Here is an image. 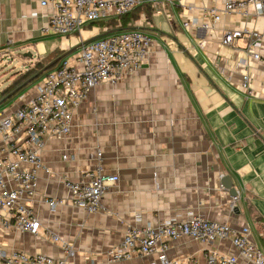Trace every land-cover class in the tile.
Segmentation results:
<instances>
[{"label":"crops","instance_id":"obj_1","mask_svg":"<svg viewBox=\"0 0 264 264\" xmlns=\"http://www.w3.org/2000/svg\"><path fill=\"white\" fill-rule=\"evenodd\" d=\"M148 6L139 11L135 26L151 34L150 57L118 84L95 88L74 112L70 134L47 140L42 155L50 171L39 173L37 193L28 201L40 222L39 233L0 223L1 250L64 258L63 242H68L74 249L71 264H150L155 254L113 261L107 252L137 224V215L140 224L198 215L237 229L248 227L264 256V63L247 51L248 32L264 33V17L253 9L249 14L223 12L214 28L204 11L222 10V0ZM50 14L39 0H0V60L6 57L13 65L3 89L13 82L14 72H25L100 33L97 27L69 36L44 32ZM227 30L244 33L224 45L221 35ZM260 52L264 58V40ZM246 73L249 89L243 87ZM37 84L0 118L33 99ZM1 148L0 142L3 157ZM99 166L119 176L104 194L101 211L89 213L70 202L52 211L44 202L46 197L70 201L66 181H85ZM227 175L238 192L235 201L222 184ZM209 249L255 264L230 239L207 244L182 236L170 242L168 255L182 264H207Z\"/></svg>","mask_w":264,"mask_h":264},{"label":"built area","instance_id":"obj_2","mask_svg":"<svg viewBox=\"0 0 264 264\" xmlns=\"http://www.w3.org/2000/svg\"><path fill=\"white\" fill-rule=\"evenodd\" d=\"M193 0H39L42 7L50 8L44 32L59 36L81 33L91 23L130 14L147 4L167 3L175 5ZM224 8L205 9L212 16L214 28L221 21L222 13L240 12L264 17V0H222ZM36 14V13H35ZM189 25V21L185 22ZM208 27L207 24H205ZM241 30L223 31L221 43L232 44L243 35ZM251 41L248 54L264 63L260 52L264 33L248 32ZM152 52V38L139 29L110 34L88 42L72 58L64 59L61 65L50 71L37 84V95L16 107L12 113L0 118V142L5 156L0 157V223L6 228L38 234L40 222L28 201L37 193L39 173L49 172L42 152L51 137L70 134L74 112L84 103L89 94L103 83L118 84L122 79L135 74ZM251 76H243V87L250 88ZM101 158L102 153H97ZM11 156L17 159L12 160ZM72 156L64 155V159ZM85 181L67 180L68 200L64 197H46L44 202L52 211L70 202L73 206L89 213L102 210V198L110 185L117 183L119 176L105 173L103 166L87 174ZM17 182L18 186H12ZM237 200L234 197V201ZM141 215L136 216L137 224L129 226L123 241L108 250L113 261L130 259L134 254H155L150 264H182L168 255L170 242L188 236L204 243L230 239L239 254L255 264H264V256L250 239V229H237L227 223L192 216L187 220L168 219L157 224H140ZM58 242L60 237L51 234ZM64 258H54L45 253L30 254L25 251L0 249V264H71L74 249L63 242ZM207 264H245L236 255L222 254L216 249L207 252Z\"/></svg>","mask_w":264,"mask_h":264},{"label":"trees","instance_id":"obj_3","mask_svg":"<svg viewBox=\"0 0 264 264\" xmlns=\"http://www.w3.org/2000/svg\"><path fill=\"white\" fill-rule=\"evenodd\" d=\"M148 5H150V4H147V5L140 7L130 14L120 16V17H116V18L107 19V20L97 21V22L89 24L86 27H89V28L97 27L99 29L100 33L103 31H106V30H110L112 28L136 27L135 21L139 17V11L144 9V8L150 7ZM60 55L61 54L59 53V54H57L56 57H58ZM56 57L54 56L51 59H47L44 61L37 62L33 68L29 69L26 72L18 71V72H15L14 74H12V76H14V80L9 86H7L6 88H4L1 91V97L3 95H7L10 91L15 89L19 85L18 82L23 83L24 81L31 78L33 75H35L38 71H40L42 68H44L50 61H52ZM1 97H0V99H1Z\"/></svg>","mask_w":264,"mask_h":264},{"label":"water","instance_id":"obj_4","mask_svg":"<svg viewBox=\"0 0 264 264\" xmlns=\"http://www.w3.org/2000/svg\"><path fill=\"white\" fill-rule=\"evenodd\" d=\"M134 29H138V27L112 28L110 30H106V31H103L101 33H98L97 35L80 42L79 44H77L76 46L71 48L70 50L66 51L61 56L55 58L53 61L48 63L44 68H42L40 71H38L35 75H33L28 80H26L21 86L15 88L13 91H11L9 94H7L5 97L1 98L0 99V106L3 103H5L7 100H9V98H13L16 94H18L21 90H23V88H25L26 86L31 84L33 81H35L37 78H39L44 72L49 70L53 65H55L56 63H58L59 61L64 59L66 56H68L69 54H71L72 52H74L75 50L80 48L83 44H86L88 42L103 38L105 36H108V35L116 33V32L126 31V30H134ZM0 94H1V92H0ZM222 184L230 190V194L232 195V197L238 196V192H237L236 188L233 186V182L231 181L230 176H228V175L224 176L222 179Z\"/></svg>","mask_w":264,"mask_h":264},{"label":"rangeland","instance_id":"obj_5","mask_svg":"<svg viewBox=\"0 0 264 264\" xmlns=\"http://www.w3.org/2000/svg\"><path fill=\"white\" fill-rule=\"evenodd\" d=\"M94 28V27H92ZM91 28H89L90 30ZM141 32L145 33V34H148L146 32V30L144 29H139ZM119 33V32H118ZM114 34V33H113ZM149 36L151 34H148ZM151 37V36H150ZM77 38V37H76ZM58 40H60V43L61 45L63 44V39L61 38H58ZM81 50V47L78 48L77 50H75L74 52H72L71 54H69L68 56H66L64 59H70L72 58L73 56H75L77 53H79ZM63 61V60H62ZM62 61L60 62V64L62 63ZM3 62V63H2ZM7 62H9V59H7L6 57L2 58L0 60V90L3 89V87L6 85V78L4 79L5 77V74H8L7 70L13 66L10 64H8ZM10 63V62H9ZM59 64V65H60ZM10 66V67H9ZM19 66V64H17V67ZM21 66V65H20ZM53 69H56V68H50L49 70H47L46 72H44L39 78H37L35 80V82L33 81L31 85L23 88V90H21L18 94H16L13 98L9 99L8 101H6L5 103H3L1 106H0V113L3 112L5 109L9 108L10 106H12L24 93H26L27 91H29L31 88H33L37 82H39L40 80H42L50 71H52ZM28 71V70H26ZM25 71V72H26ZM15 73V72H14ZM13 73V74H14Z\"/></svg>","mask_w":264,"mask_h":264},{"label":"flooded vegetation","instance_id":"obj_6","mask_svg":"<svg viewBox=\"0 0 264 264\" xmlns=\"http://www.w3.org/2000/svg\"><path fill=\"white\" fill-rule=\"evenodd\" d=\"M13 90H14V89H13ZM13 90H12V91H13ZM10 92H11V91H10ZM10 92H9V93H10ZM9 93H8V94H9ZM5 96H6V95H3L1 98L5 97ZM9 99H11V98H9ZM7 101H8V100H7Z\"/></svg>","mask_w":264,"mask_h":264}]
</instances>
